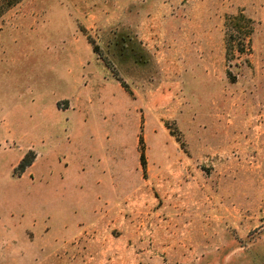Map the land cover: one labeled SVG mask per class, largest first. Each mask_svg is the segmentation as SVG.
Returning a JSON list of instances; mask_svg holds the SVG:
<instances>
[{
    "label": "rangeland",
    "instance_id": "1",
    "mask_svg": "<svg viewBox=\"0 0 264 264\" xmlns=\"http://www.w3.org/2000/svg\"><path fill=\"white\" fill-rule=\"evenodd\" d=\"M0 264H264V0H0Z\"/></svg>",
    "mask_w": 264,
    "mask_h": 264
}]
</instances>
